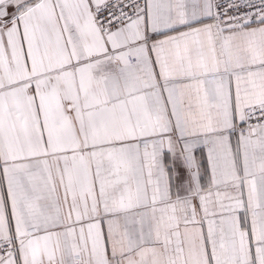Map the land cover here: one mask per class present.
Segmentation results:
<instances>
[{
	"label": "snow or ice",
	"instance_id": "snow-or-ice-1",
	"mask_svg": "<svg viewBox=\"0 0 264 264\" xmlns=\"http://www.w3.org/2000/svg\"><path fill=\"white\" fill-rule=\"evenodd\" d=\"M0 264H264V0H0Z\"/></svg>",
	"mask_w": 264,
	"mask_h": 264
}]
</instances>
